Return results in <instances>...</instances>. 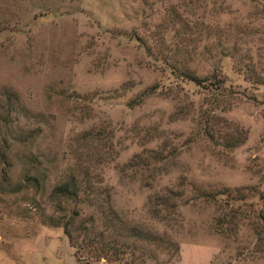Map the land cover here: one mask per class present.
I'll list each match as a JSON object with an SVG mask.
<instances>
[{
	"label": "rangeland",
	"instance_id": "374dc122",
	"mask_svg": "<svg viewBox=\"0 0 264 264\" xmlns=\"http://www.w3.org/2000/svg\"><path fill=\"white\" fill-rule=\"evenodd\" d=\"M173 68L214 74L222 101ZM1 154L0 264H264L249 221L223 237L207 197L239 189L260 208L264 0H0ZM107 202L179 251L76 259L63 225Z\"/></svg>",
	"mask_w": 264,
	"mask_h": 264
},
{
	"label": "trees",
	"instance_id": "16d2710c",
	"mask_svg": "<svg viewBox=\"0 0 264 264\" xmlns=\"http://www.w3.org/2000/svg\"><path fill=\"white\" fill-rule=\"evenodd\" d=\"M177 20H171L169 25L174 27L175 25L182 23L181 19L176 15ZM173 75H177L179 78H186L188 82H191L196 87H202V84L207 82V92L212 96H215L214 103H219L222 101L224 96V82L219 80L214 74L208 78H198L195 75L190 74L189 72H179V70L173 68ZM184 73V74H182ZM252 76H250L251 78ZM263 81H259L258 84H262ZM205 87V86H203ZM218 105V104H217ZM202 119L205 121L204 132L210 138H213L211 135V115L207 114V111H202L199 114ZM243 141L233 142L230 144V148L237 147L241 145ZM0 159L5 160L6 157L4 154L0 155ZM88 177V174H85V178ZM74 180V176L71 178ZM250 194V191L254 189H244ZM56 192L63 194L64 196H70L72 198L78 199L80 191L78 187L75 186L73 190L70 188V185L67 183L60 186L56 189ZM223 193H213L209 194L208 199L218 206V212L220 215L216 220V231L218 234L222 235L225 238H229L230 235H235L236 228L239 227V224H242V221H249L252 231L256 237L258 243H264V194L258 193V201L260 202V208L257 205H249L247 203L249 196L243 195L242 191L237 189L235 193L238 195L237 198H231L233 195L230 190ZM226 195L230 198L231 202H239L237 209L233 206L234 204H221V199L218 197H223ZM169 200H162L159 205L163 207L164 210L169 209ZM107 207L101 203H97V211L99 217L95 218L90 216L88 220L81 221L79 228L75 229V221H79L80 214H75L74 217L70 218L68 222L63 225V230L65 236L68 238L70 246L75 249L74 257L80 259L79 255L85 253L88 260H101L104 259L107 262H120L123 263L127 256L132 257V259L142 258L151 259L153 257V252L148 249L149 246L157 247L169 244L173 246L169 241L165 243L161 237L154 235L150 232H146L144 229L139 227H132L126 224L116 213L114 209L107 202ZM225 205V206H222ZM251 207L252 210L247 211ZM160 212L155 213L156 217H160ZM96 221L98 222L97 225ZM229 227L228 230L225 228ZM100 228V229H98ZM233 232V233H232ZM177 252L178 248L173 246Z\"/></svg>",
	"mask_w": 264,
	"mask_h": 264
}]
</instances>
